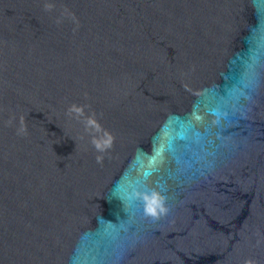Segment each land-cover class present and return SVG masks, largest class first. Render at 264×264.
<instances>
[{"label":"water","instance_id":"1","mask_svg":"<svg viewBox=\"0 0 264 264\" xmlns=\"http://www.w3.org/2000/svg\"><path fill=\"white\" fill-rule=\"evenodd\" d=\"M0 264H264V0H0Z\"/></svg>","mask_w":264,"mask_h":264},{"label":"clouds","instance_id":"2","mask_svg":"<svg viewBox=\"0 0 264 264\" xmlns=\"http://www.w3.org/2000/svg\"><path fill=\"white\" fill-rule=\"evenodd\" d=\"M146 200H148L146 212L156 217L158 215V209L159 213H164L166 209L161 205L159 198L156 195H153L151 198L145 197Z\"/></svg>","mask_w":264,"mask_h":264}]
</instances>
